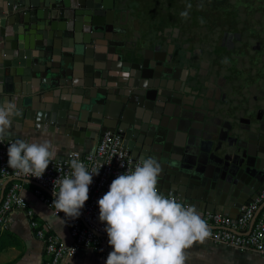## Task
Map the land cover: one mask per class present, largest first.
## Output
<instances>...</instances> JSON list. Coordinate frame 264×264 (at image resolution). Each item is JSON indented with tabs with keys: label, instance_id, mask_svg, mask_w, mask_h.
Returning <instances> with one entry per match:
<instances>
[{
	"label": "water",
	"instance_id": "95a60500",
	"mask_svg": "<svg viewBox=\"0 0 264 264\" xmlns=\"http://www.w3.org/2000/svg\"><path fill=\"white\" fill-rule=\"evenodd\" d=\"M2 11L0 27H12L14 53L4 58L10 66L0 63V84L10 97L38 100L43 122L92 124L96 136L119 133L133 159L159 162L160 192L201 212L238 218L264 191V128L232 137L215 124L206 93L181 102L164 94L157 49L131 62L112 39L114 0H6ZM33 21L41 29L28 30L34 37L27 42L18 27ZM15 77L30 85L19 87Z\"/></svg>",
	"mask_w": 264,
	"mask_h": 264
},
{
	"label": "flooded vegetation",
	"instance_id": "af4514ba",
	"mask_svg": "<svg viewBox=\"0 0 264 264\" xmlns=\"http://www.w3.org/2000/svg\"><path fill=\"white\" fill-rule=\"evenodd\" d=\"M252 1L264 4L144 0L134 7L137 0H114L117 19L109 32L128 61L157 49L156 83L164 94L181 102L206 93L215 124L237 137L264 128V11H229V4Z\"/></svg>",
	"mask_w": 264,
	"mask_h": 264
},
{
	"label": "clouds",
	"instance_id": "9594fccd",
	"mask_svg": "<svg viewBox=\"0 0 264 264\" xmlns=\"http://www.w3.org/2000/svg\"><path fill=\"white\" fill-rule=\"evenodd\" d=\"M191 8V5H188ZM188 12H182L187 17ZM20 113L11 101L0 103V143L12 119ZM58 147L51 141L17 139L8 144V167L17 174L40 179L56 159ZM71 173L54 181L52 215L76 220L89 199L93 176L79 158L70 160ZM161 166L155 158L140 160L132 170L118 175L98 203L99 221L106 225L112 251L105 264H187L195 244L211 236L208 223L194 206L161 194ZM58 186V189H57ZM62 220V219H61Z\"/></svg>",
	"mask_w": 264,
	"mask_h": 264
},
{
	"label": "built area",
	"instance_id": "2783aa9c",
	"mask_svg": "<svg viewBox=\"0 0 264 264\" xmlns=\"http://www.w3.org/2000/svg\"><path fill=\"white\" fill-rule=\"evenodd\" d=\"M15 140L17 139L5 138L0 143V233L10 229L12 211L23 209L36 239L42 243V264H64L66 260L85 250L98 254L105 263L112 248L108 245L106 225L98 219L97 201L108 191L111 182L118 175L134 169L139 162L129 155L122 136L119 133L102 134L92 152L84 155L71 153L64 160H53L40 179L17 174L16 170L8 167V144ZM77 157L89 172H98V175L93 176V182L89 186V199L78 219L65 221L63 213L59 214L62 220L51 214L62 221L68 229L70 243L65 244L54 232L39 222L22 192L25 184L35 185L34 195L53 213L55 210L51 204L54 199V181L59 176L63 178L71 173L70 160ZM160 193L174 196L179 201L178 196L172 192ZM263 202L264 191L254 202L244 207L238 218L211 212L203 213L201 216L211 231V236L206 240L240 253L251 251L264 256V206L251 227V222Z\"/></svg>",
	"mask_w": 264,
	"mask_h": 264
},
{
	"label": "crops",
	"instance_id": "0c3cea01",
	"mask_svg": "<svg viewBox=\"0 0 264 264\" xmlns=\"http://www.w3.org/2000/svg\"><path fill=\"white\" fill-rule=\"evenodd\" d=\"M3 5L6 6V0H0V19L5 18L2 11ZM40 24L41 22L39 21H33L30 22L26 29H23L22 24L18 28L20 33L24 32L27 34L25 38H27V42H30V38L34 36L28 35V30L30 32L33 28L41 29ZM10 33L12 34V27H6L5 30H2L0 27V63L3 62L6 66H10V62L5 61L4 58L12 59L14 53L13 42L9 38ZM46 34H48V41H50L52 39V32L47 31ZM21 44L23 45V43ZM15 82L19 87H23L24 89L30 85V83L23 82L20 77H15ZM3 85L0 84V103L11 101L16 104L17 110L20 113L18 116L13 117L12 125L8 130L6 138L23 139L30 142L32 140L43 141L47 139L59 149L55 160H64L71 153L84 155L95 149L97 141L101 136H96L93 133L94 130L92 129L95 126L88 124L87 127L79 128L76 124H71L73 125L72 127L66 123L63 125L45 123L37 115L40 106L38 100L31 103L29 96L26 98L18 96L17 99L12 96L10 97L5 92ZM50 92L47 90L44 94L47 95ZM23 104H26L25 107L31 104L34 109L32 115L23 108ZM27 184L30 186H25L22 194L28 205L35 212L36 218L42 225H45L54 232L62 242L65 244L70 243L68 229L65 224L59 219L54 218L51 215L50 209L34 195L35 185L32 183ZM179 201L182 202L180 198ZM199 213L202 215L205 212L199 211ZM230 216L234 218V214ZM7 232L13 234L21 242L22 249L17 250L11 247L4 249L0 252V264H42L43 246L36 239L34 231L30 228L25 210L15 209L12 211L10 215V229ZM187 255L189 256L187 264H264V256L256 252L240 253L224 246L212 244L207 240L203 244H195L188 250ZM64 264L105 263L101 261L98 254L85 250L79 252L74 258L66 260Z\"/></svg>",
	"mask_w": 264,
	"mask_h": 264
},
{
	"label": "rangeland",
	"instance_id": "374dc122",
	"mask_svg": "<svg viewBox=\"0 0 264 264\" xmlns=\"http://www.w3.org/2000/svg\"><path fill=\"white\" fill-rule=\"evenodd\" d=\"M144 0H137L138 3L132 4L134 7L143 6L141 3ZM157 9V8H155ZM229 11H241V12H262L264 11V4L254 3L253 1L247 4H229ZM138 10H141L139 8Z\"/></svg>",
	"mask_w": 264,
	"mask_h": 264
},
{
	"label": "trees",
	"instance_id": "16d2710c",
	"mask_svg": "<svg viewBox=\"0 0 264 264\" xmlns=\"http://www.w3.org/2000/svg\"><path fill=\"white\" fill-rule=\"evenodd\" d=\"M25 186H30V185L25 184ZM9 247L15 248L17 250L22 249L21 242L13 234L4 231L0 233V252H2L4 249Z\"/></svg>",
	"mask_w": 264,
	"mask_h": 264
}]
</instances>
